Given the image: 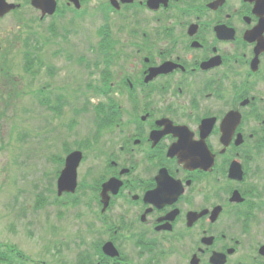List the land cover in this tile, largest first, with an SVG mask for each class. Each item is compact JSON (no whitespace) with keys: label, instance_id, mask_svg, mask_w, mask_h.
I'll list each match as a JSON object with an SVG mask.
<instances>
[{"label":"flooded vegetation","instance_id":"obj_1","mask_svg":"<svg viewBox=\"0 0 264 264\" xmlns=\"http://www.w3.org/2000/svg\"><path fill=\"white\" fill-rule=\"evenodd\" d=\"M54 1L103 66L87 263L264 264V0Z\"/></svg>","mask_w":264,"mask_h":264},{"label":"rangeland","instance_id":"obj_2","mask_svg":"<svg viewBox=\"0 0 264 264\" xmlns=\"http://www.w3.org/2000/svg\"><path fill=\"white\" fill-rule=\"evenodd\" d=\"M73 14H67L69 20L40 22L38 14L24 6L0 19V66L8 67L4 71L12 80L5 82L0 72V243L15 244L37 264H72L90 241L84 229L91 188L83 184L55 202L58 160L64 159L65 150L91 141L93 105L104 102L102 96H91L89 85L95 86L97 79L92 66L77 63L82 57L89 62L84 52L91 42L89 28L96 24H78ZM26 51L42 63L34 67V76L23 69ZM106 144L103 139L84 148L80 183L100 176L105 160L96 154Z\"/></svg>","mask_w":264,"mask_h":264},{"label":"water","instance_id":"obj_3","mask_svg":"<svg viewBox=\"0 0 264 264\" xmlns=\"http://www.w3.org/2000/svg\"><path fill=\"white\" fill-rule=\"evenodd\" d=\"M49 2H51L50 6H49ZM32 4L42 9L43 14L46 12L52 13L54 11V1L53 0H33ZM13 7L14 5L12 3H7L5 0H0V16L5 14L7 11H9ZM81 159H82V152L80 150H73L66 155L64 167L61 170L59 177L57 179L58 194H61L64 191L73 192L75 190L76 183H77L76 181L77 167ZM112 184H113L112 180H109L106 183H104L103 184L104 190H105V187L111 186ZM104 249H105V252H107L108 254L112 256H115L118 254L115 248H113L110 243H106ZM212 261L215 263L220 262L216 260V255L212 256Z\"/></svg>","mask_w":264,"mask_h":264},{"label":"trees","instance_id":"obj_4","mask_svg":"<svg viewBox=\"0 0 264 264\" xmlns=\"http://www.w3.org/2000/svg\"><path fill=\"white\" fill-rule=\"evenodd\" d=\"M52 32H54L52 30ZM34 49H37L38 50V47H33ZM36 54H34L33 52H30V51H26V54H25V62L23 64V69L26 71V72H29L31 73L33 76L36 75L38 73L37 70H34V67L35 66H38L40 67L42 65V63L35 59V56ZM79 62V61H78ZM83 62V61H82ZM6 64V63H5ZM84 66L88 67V65L84 64ZM8 68L6 65H4V63L1 64L0 66V72H1V77L4 79L5 82H7V80L9 82H12L11 78L7 76L8 74V70L7 71H4V69ZM91 85H89L90 87ZM40 94H42V91L40 90ZM10 93V92H9ZM18 94V91H16V93H14V97ZM45 99H38L39 103L41 105H44L43 101ZM102 103L100 104H97L96 106H94V121L97 123L98 122V119L99 121H101V115L103 113V109H102ZM53 109L56 111V112H60L61 111V107H53ZM69 151V149L65 150V152ZM60 162V164H62V161H63V158H59L58 160ZM71 196V195H69ZM10 257H11V249H10V245L9 244H0V262L1 263H5V264H9L10 262ZM82 261H85V259L81 260L80 262ZM24 264V263H23Z\"/></svg>","mask_w":264,"mask_h":264}]
</instances>
